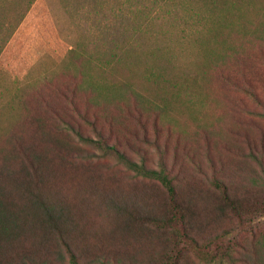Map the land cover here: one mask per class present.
<instances>
[{"label":"trees","instance_id":"1","mask_svg":"<svg viewBox=\"0 0 264 264\" xmlns=\"http://www.w3.org/2000/svg\"><path fill=\"white\" fill-rule=\"evenodd\" d=\"M35 1L0 19V56ZM61 1L117 40L83 30L65 71L19 97L0 137V264H264V5L248 31L253 0ZM188 7L216 15L225 49L169 81L173 104L194 102L200 77L216 91L180 131L168 98L115 73L134 70L136 36Z\"/></svg>","mask_w":264,"mask_h":264},{"label":"rangeland","instance_id":"2","mask_svg":"<svg viewBox=\"0 0 264 264\" xmlns=\"http://www.w3.org/2000/svg\"><path fill=\"white\" fill-rule=\"evenodd\" d=\"M20 3L21 0H0V19L7 13L6 21L9 25L12 24L10 17L17 14L18 18L22 12L20 10L16 13ZM251 5L249 10L244 8L241 11L249 19L248 31L261 21L264 0H253ZM181 12V21H174L173 24L158 22L156 27L149 28L154 32L151 36H136L132 42L136 54V58L132 60L134 70L130 72L118 69L115 73L116 77L131 82L145 96L168 98L173 114L172 118L169 117L164 122L180 131L205 121L192 120L198 115L194 112L213 114L211 103L216 91L212 79L204 81L200 77L193 84L194 102H188L181 96L180 103L173 104L172 99H178V92L171 87L169 81L179 77V73L183 71L190 70L200 74L212 60V52H222L225 49L219 40L210 37L217 21L212 11L188 7ZM198 14L209 17L204 25ZM98 19H81L61 0L34 2L0 56V137L7 134L11 124L22 117L19 97L33 98V90L42 86L40 84L45 79L65 71V60L78 43L83 30L87 34L90 32L94 43L98 42L103 46L113 39L117 40L115 34H110L112 27L105 32V22L102 17L100 23ZM109 79L114 80V77ZM204 103L205 106L200 110L199 107ZM198 116L208 119L202 114Z\"/></svg>","mask_w":264,"mask_h":264}]
</instances>
